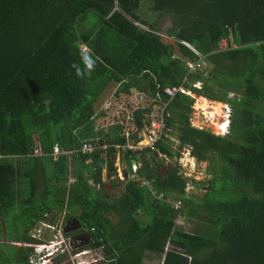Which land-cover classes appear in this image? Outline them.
<instances>
[{
  "label": "trees",
  "instance_id": "1",
  "mask_svg": "<svg viewBox=\"0 0 264 264\" xmlns=\"http://www.w3.org/2000/svg\"><path fill=\"white\" fill-rule=\"evenodd\" d=\"M82 50L95 68L77 77ZM108 87L146 102L102 130L94 110ZM171 87L225 104V134L192 127L194 98H168ZM152 100L178 142L156 143L168 161L120 149L138 142ZM53 145L68 155L52 160ZM183 147L207 179L183 175ZM69 220L83 238L70 255L90 251L101 264H264V0H0V264H36L35 249L56 236L32 235ZM67 253L50 264H72Z\"/></svg>",
  "mask_w": 264,
  "mask_h": 264
},
{
  "label": "rangeland",
  "instance_id": "2",
  "mask_svg": "<svg viewBox=\"0 0 264 264\" xmlns=\"http://www.w3.org/2000/svg\"><path fill=\"white\" fill-rule=\"evenodd\" d=\"M226 47V43H224L222 41V43L220 44V48L223 49ZM112 88L111 87H108L105 91H104V95L102 97H100V99L98 100L96 106H95V115L97 117L96 121H95V125H96V128L97 129H102V130H105L107 127H109L110 125H113L114 122L116 123H120V121L122 119H126V117L129 116L130 112L132 111V103L135 104V99L136 97H133L132 94H129L127 96H124V95H120L119 97L117 98H113L111 96L112 94ZM137 99L139 100V98L137 97ZM198 99H200V97L194 99L193 101V104H192V110L193 112L191 113L190 115V124L191 126L195 127V128H198V129H205V130H208L210 131L212 134L214 135H223L225 130H227V127L223 129H218L217 126H220V125H227L228 126V118H226V112H227V107L225 104L223 103H220L218 102V104L221 106V113H219L217 115H215L214 117L210 114V111L212 110L211 109V104H214L213 102L215 101H208L204 98V100H206V105L204 106V108H200V104L198 105L197 101ZM140 104H138V107L139 108H142V106H144L145 104H143L145 101V99H142L139 100ZM109 103V109L107 111H104L103 108ZM216 104V103H215ZM214 104V105H215ZM130 108H129V107ZM222 106L226 107V111L225 109L223 110L222 109ZM129 110V111H128ZM133 112V111H132ZM102 113V114H100ZM229 113V111H228ZM114 118V119H113ZM211 118V119H210ZM211 125H210V124ZM214 123V124H213ZM126 124V122H125ZM128 126L124 127L123 128V131H131V129L127 128ZM37 142L35 141V144ZM59 149V148H58ZM200 167H198V170L200 171V174H198L197 176L195 177H192V179H195V180H202L204 181L205 179H207L205 176H204V171L205 170V167H206V163H200L199 164ZM135 168L134 165H132L131 167V170L132 172H134L135 170H133ZM117 177H119V172L117 171ZM190 179V178H189ZM117 192V191H116ZM61 219L60 216L59 218H57V221ZM51 221V220H49ZM60 222V221H59ZM59 224V223H58ZM66 223L63 225V226H60L61 227V230L64 229ZM175 225L180 228L181 230L185 231V232H188V233H191L193 232V230L195 229L196 227V224L192 221H186V220H183V219H177L175 221ZM43 226H46L45 224L44 225H40L38 230H36V233H38V231L41 233L40 237H36V233H35V238L36 239H42L43 236H49L50 239H52L54 237V235L56 236V242L54 241V243L51 244H47L46 247H49L50 245L52 247H49L51 249L47 250V249H43L41 250V253L39 254V258L36 260V264H50L51 262V258H53L52 256L58 252H63V250L67 251L68 253V256H70V253L69 252H72L71 248H75V245L79 242V240H74L72 243L70 242V239L69 237H64L62 232H56L57 230V227L54 229L50 226H46V229H43ZM34 238V239H35ZM59 240L61 241L60 243H57L59 242ZM60 245H64L65 248H61L62 251H60L59 249V246ZM80 246L82 244H79ZM79 245H77V247H79ZM56 250V251H55ZM51 251V253L49 252ZM76 251H80V250H76ZM37 252L39 253V250H37ZM89 256H87L86 258H89L91 257V255H93L91 252L88 253ZM72 256V255H71ZM94 257V256H93ZM82 259H85V258H82L80 257V259L77 257L75 259V263L78 264L80 263V260ZM101 262V261H100ZM146 264H159V260L158 259H154V260H149V261H145Z\"/></svg>",
  "mask_w": 264,
  "mask_h": 264
},
{
  "label": "built area",
  "instance_id": "3",
  "mask_svg": "<svg viewBox=\"0 0 264 264\" xmlns=\"http://www.w3.org/2000/svg\"><path fill=\"white\" fill-rule=\"evenodd\" d=\"M187 68H188V72L191 73L193 71H195L196 69H198L195 65L192 64H186ZM199 83H194L192 84L193 88L198 89L199 88ZM163 93L166 95V97L171 98L174 94H180V95H185V96H189V97H193V95L190 94V92L188 90H186L185 88L182 87H171V88H166ZM135 97V96H133ZM143 99V98H142ZM139 100H141V98H139ZM139 100L136 98L135 104L132 103L133 107L131 108L132 110H136L138 109V104H140ZM153 102L156 101H151L150 102V108H149V112L144 116L145 120H144V126L143 129L138 133L140 140L135 144L133 142H130L128 139L126 140V144L123 145L120 149L123 150H128V151H140L142 149H149L150 151H157L156 149V143L159 141H162L163 139H165L169 144H171L172 148H176L178 146V142L177 140L169 135L170 130L166 127L165 123H164V118L167 116V114L165 113V104L161 103L158 105L153 104ZM226 111V107L224 108ZM226 118H228V109L226 112ZM126 121L129 122L130 117H126L125 119ZM226 132V130H225ZM224 132V133H225ZM129 134L128 132L124 133V136L127 137ZM116 149H118V146H115ZM92 146L91 145H83L80 148V154H84V153H89L91 152ZM65 154L68 155V152H62L58 149V147L56 145L52 146V150L50 153V156L52 158V160H55L58 155L60 154ZM33 156H40L41 155V151L39 148L38 143H36L33 147ZM177 165L181 168V170L183 171V175L187 178H192L197 176L198 174H200V171L198 170V166H197V162L196 160L190 156L189 154V149L183 147L180 151V157L177 159L176 161ZM135 170V168L133 169ZM68 182L71 183L73 182L72 179H68ZM146 184V183H145ZM178 204L176 203L174 205V207H177ZM61 241L59 240L60 243ZM52 245V244H51ZM49 247H52V246ZM49 247H38L35 249V252H37V250H39V252H41L42 249H51ZM62 251V249L60 250ZM51 253V251H49ZM83 254V253H79V254H75L72 256V258L77 257L78 255Z\"/></svg>",
  "mask_w": 264,
  "mask_h": 264
},
{
  "label": "bare ground",
  "instance_id": "4",
  "mask_svg": "<svg viewBox=\"0 0 264 264\" xmlns=\"http://www.w3.org/2000/svg\"><path fill=\"white\" fill-rule=\"evenodd\" d=\"M193 98H195L194 96H193ZM197 103H198V105L200 104L201 106H200V108H204V106L207 104L206 103V100H204V99H202L201 97H200V99H198V101H197ZM214 103V102H213ZM215 104V103H214ZM211 104L210 106H211V111H210V114L214 117L215 115H217V116H219L220 114L219 113H221L222 111H221V106L219 105V104ZM219 114V115H218ZM211 119V118H210ZM210 124V123H209ZM214 124V123H213ZM211 125V124H210ZM224 126L225 125H220V126H217L218 127V129L220 130V129H223L224 128ZM197 162V161H196ZM200 163L199 162H197V166L198 167H200V165H199ZM188 189H191V188H187L186 190L188 191ZM43 246V245H42ZM41 247V246H40ZM44 247H46V246H44ZM43 250V249H42ZM72 251L74 250V249H71ZM90 251H88V252H84L83 254H80V255H78L77 257L80 259V257H82V258H85V259H82V260H80V263H78V264H101L100 263V259L97 257V256H94V255H91V257H90V259L89 258H86L87 256H89L88 255V253H89ZM73 256V255H72ZM72 256L70 255L69 256V259H70V261H71V263L72 264H76L75 262V259L77 258V257H75V258H72ZM94 256V257H93ZM102 262V261H101Z\"/></svg>",
  "mask_w": 264,
  "mask_h": 264
},
{
  "label": "clouds",
  "instance_id": "5",
  "mask_svg": "<svg viewBox=\"0 0 264 264\" xmlns=\"http://www.w3.org/2000/svg\"><path fill=\"white\" fill-rule=\"evenodd\" d=\"M71 67L74 69L77 77L90 75L95 68V60L91 55L82 50L80 54V63H73ZM226 127L227 125H225V128Z\"/></svg>",
  "mask_w": 264,
  "mask_h": 264
},
{
  "label": "crops",
  "instance_id": "6",
  "mask_svg": "<svg viewBox=\"0 0 264 264\" xmlns=\"http://www.w3.org/2000/svg\"><path fill=\"white\" fill-rule=\"evenodd\" d=\"M196 98H198V97H195L194 99H196ZM193 127V126H192ZM198 129V128H197ZM137 139H138V141L140 140V137H139V135L137 134ZM156 153H157V155L160 157V160H165V161H168V159L166 158V157H163L162 155H160L159 154V152H158V149H157V151H156ZM115 167H116V169H117V171L119 172V177H118V179L121 181V180H123L124 179V177L122 176V175H124L125 176V173L127 172V166H126V164L125 163H120L119 162V159H118V157H116V161H115ZM135 168H136V163H135ZM130 167H132L131 165H130ZM104 171V170H103ZM102 171V172H103ZM117 171H116V174H117ZM204 171V170H203ZM105 172V171H104ZM103 176V177H102ZM117 176V175H116ZM101 177H102V180L103 181H105L106 180V176H105V174L104 175H102V173H101ZM108 184H106V186H107ZM187 188H191V187H187ZM186 188V189H187ZM110 189V188H109ZM191 189H194V188H191ZM121 190V186H118L114 191H112L113 192V194H115V195H117L118 193H119V191ZM189 190V189H188ZM196 190V189H195ZM117 191V192H116ZM199 191H202V190H199ZM176 221V220H175ZM43 229H46V226H43ZM38 230V229H37ZM35 233H36V231H35ZM34 233V234H35ZM66 233H69V232H66ZM37 235H36V237H40L41 235V233L38 231V233H36ZM35 235H32V237H34ZM35 238V237H34Z\"/></svg>",
  "mask_w": 264,
  "mask_h": 264
},
{
  "label": "water",
  "instance_id": "7",
  "mask_svg": "<svg viewBox=\"0 0 264 264\" xmlns=\"http://www.w3.org/2000/svg\"><path fill=\"white\" fill-rule=\"evenodd\" d=\"M214 103H216V104H218V102L217 101H215ZM224 106H222V109L224 110ZM158 152H159V154L160 155H162L163 157H167V153L164 151V150H162L161 148H158ZM135 161L134 160H132L131 162H130V165L132 166V165H135ZM105 174V172L103 171L102 172V175H104ZM103 177V176H102ZM187 193H188V195L189 196H191V197H194V198H198V199H201L205 194H204V191H199V190H195V189H189L188 191H187ZM69 226H71L70 228H69ZM79 225L77 224V222L75 221V220H69V221H67L66 222V225H65V227H64V229L62 230L63 231V233L65 234L66 232H69V231H72V230H79Z\"/></svg>",
  "mask_w": 264,
  "mask_h": 264
},
{
  "label": "flooded vegetation",
  "instance_id": "8",
  "mask_svg": "<svg viewBox=\"0 0 264 264\" xmlns=\"http://www.w3.org/2000/svg\"><path fill=\"white\" fill-rule=\"evenodd\" d=\"M225 134V133H224ZM71 226H69V228H70ZM76 231H78V230H72V231H69V233H72L70 236H69V239H70V242L72 243L74 240H79V242L81 241V240H83V238L82 237H79V235L78 234H74ZM66 234H68V233H66ZM78 242V243H79ZM82 246V245H81ZM80 245H79V247H77V246H75V248H71V249H74V250H79V249H81L80 247H81Z\"/></svg>",
  "mask_w": 264,
  "mask_h": 264
}]
</instances>
